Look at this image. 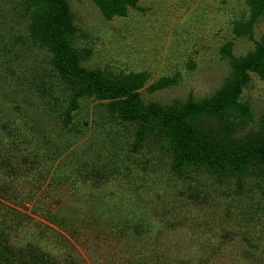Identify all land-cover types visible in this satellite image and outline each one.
<instances>
[{
	"label": "rangeland",
	"instance_id": "rangeland-1",
	"mask_svg": "<svg viewBox=\"0 0 264 264\" xmlns=\"http://www.w3.org/2000/svg\"><path fill=\"white\" fill-rule=\"evenodd\" d=\"M64 1L81 66L119 80L142 76V104L164 114L204 105L232 75L233 57L253 53L264 38L262 15L247 34L234 32L249 21L246 0H137L110 20L92 0ZM39 10L34 0H0L7 245L50 264H264V167L233 173L181 163L160 119L149 117L141 137L140 121L110 113L106 100L80 97L65 116L74 87L28 32ZM228 43L233 57L220 53ZM238 101L253 114L233 132L243 138L264 114V81L250 73Z\"/></svg>",
	"mask_w": 264,
	"mask_h": 264
},
{
	"label": "trees",
	"instance_id": "trees-1",
	"mask_svg": "<svg viewBox=\"0 0 264 264\" xmlns=\"http://www.w3.org/2000/svg\"><path fill=\"white\" fill-rule=\"evenodd\" d=\"M34 1L40 10L28 27L30 39L32 43L48 50L53 69L64 83L74 87L72 105L65 110V116L77 107L76 102L80 97L106 100L110 113L116 112L125 121H140L141 137L147 131L146 122L149 117L160 119L165 126V133L170 138L171 142L168 143L181 163L218 170L230 168L233 173L243 171L250 163L264 167V114L259 118L258 130L243 138L233 136L236 126L244 125L253 118L249 104L238 99L250 78V73L256 74L264 81V38L253 53L240 59L233 57L231 44L224 45L220 53L233 57L234 61L231 62L233 73L222 89L206 99L205 104L196 110L184 106L179 113L164 114L154 105L147 108L142 104L137 92L143 84L142 76L135 74L125 80H119L102 71L90 72L81 66L82 54L71 43L75 34L73 16L64 0ZM92 1L103 18L110 20L125 15L128 8L135 7L137 0ZM246 1L250 10L249 21L235 26L234 32L238 36L250 31L251 22L257 16H264V0ZM17 42L15 39L13 44L16 46ZM8 46L3 47L2 51L12 53ZM188 109L190 113L185 118L184 112ZM190 116L194 117L195 123L190 122ZM0 260L12 264H50L49 260L33 250H12L7 245V238L1 229Z\"/></svg>",
	"mask_w": 264,
	"mask_h": 264
}]
</instances>
